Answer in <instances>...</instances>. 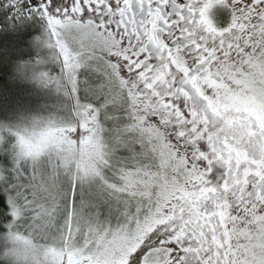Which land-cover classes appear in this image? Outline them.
I'll list each match as a JSON object with an SVG mask.
<instances>
[{
  "label": "snow or ice",
  "instance_id": "1",
  "mask_svg": "<svg viewBox=\"0 0 264 264\" xmlns=\"http://www.w3.org/2000/svg\"><path fill=\"white\" fill-rule=\"evenodd\" d=\"M0 264H264V0H0Z\"/></svg>",
  "mask_w": 264,
  "mask_h": 264
}]
</instances>
